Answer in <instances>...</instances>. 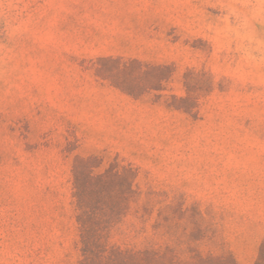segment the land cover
<instances>
[{"label": "rangeland", "instance_id": "374dc122", "mask_svg": "<svg viewBox=\"0 0 264 264\" xmlns=\"http://www.w3.org/2000/svg\"><path fill=\"white\" fill-rule=\"evenodd\" d=\"M76 168L109 246L264 264V0H0V264L81 262Z\"/></svg>", "mask_w": 264, "mask_h": 264}, {"label": "trees", "instance_id": "16d2710c", "mask_svg": "<svg viewBox=\"0 0 264 264\" xmlns=\"http://www.w3.org/2000/svg\"><path fill=\"white\" fill-rule=\"evenodd\" d=\"M124 173L109 169L92 178L74 169L73 196L78 210L82 260L79 264H150L147 254H137L109 246L107 234L122 204Z\"/></svg>", "mask_w": 264, "mask_h": 264}]
</instances>
